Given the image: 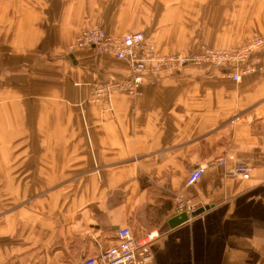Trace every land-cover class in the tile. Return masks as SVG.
<instances>
[{
	"label": "crops",
	"instance_id": "1",
	"mask_svg": "<svg viewBox=\"0 0 264 264\" xmlns=\"http://www.w3.org/2000/svg\"><path fill=\"white\" fill-rule=\"evenodd\" d=\"M89 25L162 54L223 49L264 34V0H0V264H80L122 227L159 232L151 264H264V73L188 66L108 111L91 85L128 68L67 53ZM235 160L249 179L226 175ZM178 193L208 209L170 228Z\"/></svg>",
	"mask_w": 264,
	"mask_h": 264
},
{
	"label": "built area",
	"instance_id": "2",
	"mask_svg": "<svg viewBox=\"0 0 264 264\" xmlns=\"http://www.w3.org/2000/svg\"><path fill=\"white\" fill-rule=\"evenodd\" d=\"M85 48L95 55H111L128 68L125 76L92 85L90 101L102 105L108 111L111 109L110 99L113 95L138 97L144 85H155L158 80L173 77L188 66H209L221 71L237 84L249 75L264 72V36H255L229 49L203 47L187 53L160 54L153 41L143 33L112 37L102 28L90 26L80 32L69 50L73 52ZM212 164L225 166L227 161L220 158ZM204 169V165L190 169L184 181L185 187L193 186ZM226 175L233 179L247 180L250 178V166L245 161H231ZM194 206L182 193H178L174 197L173 214L179 216L184 213L189 221L197 211ZM158 237L159 232L151 231L136 238L129 227L119 228L115 245L99 255L82 259L80 264H151V245Z\"/></svg>",
	"mask_w": 264,
	"mask_h": 264
},
{
	"label": "rangeland",
	"instance_id": "3",
	"mask_svg": "<svg viewBox=\"0 0 264 264\" xmlns=\"http://www.w3.org/2000/svg\"><path fill=\"white\" fill-rule=\"evenodd\" d=\"M90 26H92V27H99V28H102V27H100V26H98V25H89L88 27H86V28H84V29H87V28H89ZM83 29V30H84ZM103 29V28H102ZM82 30V31H83ZM104 31H105V29H103ZM126 34H131V33H126ZM143 34H145V36L146 37H148V38H150L152 41H153V43L155 44V42H154V40H153V38H152V36H151V34L150 33H143ZM109 36H112V35H110V34H108ZM122 35H124V34H122ZM121 36V35H120ZM255 36H264V34L263 35H253V36H249V37H245L244 39H242V40H239L238 42H236L235 44H233V45H230V46H228L227 48H223V49H229V48H232V47H235V46H238V45H240V44H242V43H244L245 41H247L248 39H250V38H253V37H255ZM78 37V36H77ZM112 37H118V36H112ZM75 43V41L73 42V43H71L69 46H68V48H67V53L68 54H73L70 50H69V48H70V46L71 45H73ZM155 48H156V44H155ZM199 48H201V47H199ZM199 48H195V49H193L192 51H197ZM207 48V47H206ZM211 49V48H210ZM81 50H83V51H88V49L87 48H85V49H81ZM156 51H157V49H156ZM191 51V50H190ZM158 53H159V51H157ZM178 52H185V53H187L188 52V50L187 51H176V53H178ZM172 53H175V52H172ZM160 54H162V53H160ZM169 54V53H168ZM101 55H106V56H110V57H112L111 55H107V54H101ZM96 56H100V55H96ZM113 58V57H112ZM264 73V72H263ZM262 72L261 73H258V74H252V75H262L263 74ZM230 79V78H229ZM231 80V79H230ZM94 84V83H93ZM92 84V85H93ZM92 85H91V91H92ZM91 91H90V95H89V97H88V99H87V102H89V103H92V102H90V98H91ZM93 104H96V103H93ZM98 105H100V104H98ZM102 106V105H101ZM103 108V107H102ZM104 109V108H103ZM111 109H112V106H111ZM247 163V162H246ZM248 164V163H247ZM249 165V164H248ZM250 166V165H249ZM174 204V203H173ZM2 212H4V210H1ZM0 211V212H1Z\"/></svg>",
	"mask_w": 264,
	"mask_h": 264
},
{
	"label": "water",
	"instance_id": "4",
	"mask_svg": "<svg viewBox=\"0 0 264 264\" xmlns=\"http://www.w3.org/2000/svg\"><path fill=\"white\" fill-rule=\"evenodd\" d=\"M208 209V207H205L203 209H198L197 211H195L192 215L195 216L197 214H200L201 212H203L204 210ZM188 221V216L186 214H181L179 216H174L172 217L169 221H168V225L170 228H174L176 226H179L181 224H184L185 222Z\"/></svg>",
	"mask_w": 264,
	"mask_h": 264
}]
</instances>
